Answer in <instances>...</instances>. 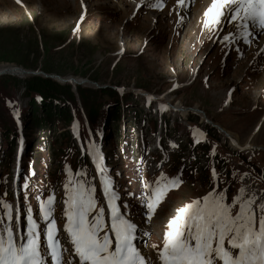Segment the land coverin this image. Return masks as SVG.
<instances>
[{
    "label": "rangeland",
    "instance_id": "374dc122",
    "mask_svg": "<svg viewBox=\"0 0 264 264\" xmlns=\"http://www.w3.org/2000/svg\"><path fill=\"white\" fill-rule=\"evenodd\" d=\"M202 2L159 0L162 6H150L155 0L137 7L131 0H0V71L34 72L0 74V127L9 130L6 135L0 130V200L12 206L13 231L17 210L20 232L28 215L44 231L40 205L53 196L50 218L58 236L67 235L60 227L66 222L64 185L70 181H90L93 214L101 207L106 212L90 149L110 167L124 216L138 225L137 245L152 264H158V250L177 210L213 189L231 203L243 187L244 198L255 197L252 207L259 217L257 205L264 204V28L240 17L229 22L224 9L214 24H206L208 7ZM258 29L263 30L252 33ZM49 75L84 83L75 86ZM54 81L62 86L54 111L71 109L69 95L99 104L92 130L82 106L71 123L58 119L46 131L32 116L26 118L30 90L47 92ZM136 90L165 96L183 110L169 111L170 105L148 101ZM120 104L124 107L116 112ZM193 107L254 147L235 149ZM21 143V161L14 162ZM158 178L160 184L172 178L179 183L167 189L149 217L146 201ZM4 212L0 207V218Z\"/></svg>",
    "mask_w": 264,
    "mask_h": 264
},
{
    "label": "snow or ice",
    "instance_id": "6c2138e0",
    "mask_svg": "<svg viewBox=\"0 0 264 264\" xmlns=\"http://www.w3.org/2000/svg\"><path fill=\"white\" fill-rule=\"evenodd\" d=\"M150 6L162 5L157 0ZM225 8L229 10V22L240 17L264 28V0H212L205 12V23L214 24ZM89 155L93 156L98 171L103 172L98 162L99 155L92 149ZM66 171L71 178V171L67 168ZM76 175L82 176L83 173L78 170ZM160 179L156 187L150 188L147 197L149 217L167 189L179 183L178 178H172L160 184ZM100 182L108 204L110 228H106L102 207L90 216L96 207L95 187L90 181H70L64 185V231L73 254V259L68 261L63 260L62 254L67 249L62 247L54 220L50 218L53 196L40 205L41 217L47 222L43 233L39 231L38 222L28 215L21 234L19 210L18 227L14 233L12 206L0 200V207L5 209L4 217L0 218L3 225L0 227V264H46L45 252L51 264H74V261H78V264H150L133 243L137 226L114 203L117 197L111 191L110 178L102 175ZM244 193L245 189L240 188L239 194L233 197L231 203H227L224 193H216L213 189L204 197L178 209L176 216L169 220L163 246L158 250L161 264H264V204L257 205L260 213L257 218L252 207L255 197L249 195L244 198ZM234 206H238L235 213L232 211Z\"/></svg>",
    "mask_w": 264,
    "mask_h": 264
},
{
    "label": "trees",
    "instance_id": "16d2710c",
    "mask_svg": "<svg viewBox=\"0 0 264 264\" xmlns=\"http://www.w3.org/2000/svg\"><path fill=\"white\" fill-rule=\"evenodd\" d=\"M51 81V80H48ZM55 83L53 84L52 82V86H50V90L47 92H42L39 90H35L32 89L30 90V93L28 96L31 99V108L28 109L29 111V115H27L26 118H28V116H32V121L35 124V126H37L39 129L46 131V128H49L50 124L55 123V121H57L59 119V121H64L66 124L71 123L75 117H74V112L75 113H79L81 112V106H82V110H84L86 117L89 121V125L91 128H94L92 121L94 120L95 117H97V115L99 114V104H97V102H90L88 100H82L81 103L80 101H78L75 96H65L68 100V102L70 103V105L72 106V109L68 108L66 110H59V111H54V109H56V103L57 101H60L59 97H60V93L58 92L59 88H62L61 85H59V83H57V81H54ZM68 88H70V85H68ZM33 92V93H32ZM42 92V93H40ZM111 94L114 96L115 92L111 91ZM116 96V95H115ZM116 98L118 100L117 103L119 102V96H116ZM39 103V104H38ZM101 105V104H100ZM123 104L118 105L117 109L115 110L116 112L123 109ZM115 112V113H116ZM24 113V111L22 112ZM25 116V114H21L20 113V119L22 122H24L26 120L23 119ZM71 121V122H70ZM16 121H14V124L12 126V129L15 130L14 132L17 133L16 129ZM1 133L3 134H7L8 133V129L4 128V127H0ZM14 132H10L11 135H9V137H11ZM9 148H11L9 146Z\"/></svg>",
    "mask_w": 264,
    "mask_h": 264
},
{
    "label": "bare ground",
    "instance_id": "6f19581e",
    "mask_svg": "<svg viewBox=\"0 0 264 264\" xmlns=\"http://www.w3.org/2000/svg\"><path fill=\"white\" fill-rule=\"evenodd\" d=\"M132 2H134L136 5H137V7H140V6H143V7H145V6H148V5H150V4H152L155 0H131ZM157 1V0H156ZM206 2H202L203 3V5H206L205 7H204V9H206V7H208V4H209V2H208V0H205ZM206 3H208V4H206ZM211 3H212V1H211ZM211 6V5H210ZM209 6V7H210ZM209 7L207 8V9H209ZM224 10H226V11H229L227 8H225ZM229 14V13H228ZM220 17H222V16H220ZM219 17V18H220ZM229 18H230V15H229ZM251 21V20H250ZM239 24L241 23V22H238ZM261 30H263V29H258L257 31L256 30H253V32L252 33H257V32H260ZM123 51V50H122ZM4 71H8L9 72V74H12V75H18V76H23V75H25V72H24V69H22V68H6V69H4V70H2V71H0V72H4ZM68 78V80H70V81H75V83H76V85H80V83H84L83 82V80L82 79H77V78H75V77H67ZM89 83V82H88ZM176 86V85H175ZM177 88V87H176ZM154 95V94H153ZM162 96V95H161ZM153 101L154 102H159V104H162V105H170L171 104V101L168 99V98H166L165 96H162V97H156V96H153ZM178 104V103H177ZM170 107V106H169ZM183 107L180 105V104H178V105H174L173 106V108L172 107H170L169 109V111H172V112H178L179 110H183L182 109ZM185 108V107H184ZM194 109L193 110H191L192 112H195L196 111V113L197 114H200L201 115V117L203 118V120H204V122L206 123V114L205 113H202L197 107H193ZM189 110H190V108H189ZM187 111V110H186ZM189 112V111H188ZM183 115H185V117H186V119L188 118V114L185 112V113H183ZM208 118V117H207ZM221 129H223L224 130V132H222V134L223 135H226L225 133H227L229 136H227L228 137V139L230 140V142H231V144L235 147V149L237 148L238 150H240V149H245V147H254L253 146V144H251L250 142H248V143H246V144H242L240 141H239V139H238V137L236 136V135H234V134H232V133H230L229 131H227V130H225L224 128H222L221 126H219ZM220 131V130H219ZM23 146V144L21 143L19 146ZM19 149V147L16 149V150H18ZM100 163V162H99ZM101 164V163H100ZM102 165V164H101ZM102 167H103V169H104V171L103 172H97L98 174H99V177L101 178V176L102 175H104V176H107V177H109L110 178V181L112 180V178H111V175L110 174H108L107 173V167L106 168H104V166L102 165ZM98 170V169H97ZM100 183V186L102 187V185H101V182H99ZM103 189V188H102ZM111 191L112 192H114V190L112 189V187H111ZM114 193H116V192H114ZM103 195H104V193H103ZM105 197V196H104ZM106 200V199H105ZM107 202V201H106ZM114 203H115V205L117 204V199L114 201ZM119 209V211H120V207L118 208ZM121 212V211H120ZM106 216H108L109 217V210H108V204H107V212H106ZM109 227H110V225H109ZM39 231L41 232V229H39ZM21 234L23 233V232H20ZM42 233V232H41ZM111 235V234H110ZM65 237H67V235H64ZM65 244L66 243H63V245L65 246ZM147 253V252H146Z\"/></svg>",
    "mask_w": 264,
    "mask_h": 264
},
{
    "label": "water",
    "instance_id": "95a60500",
    "mask_svg": "<svg viewBox=\"0 0 264 264\" xmlns=\"http://www.w3.org/2000/svg\"><path fill=\"white\" fill-rule=\"evenodd\" d=\"M24 72H25V74H34V72H31V71H26V70H24ZM4 73H9V72H8V71L0 72V74H4ZM49 77H51V78H53V79H57L58 81H61V82L64 81V82H71V83H73V84H76L75 81H74V82H73V81H70V80H68V78L62 79V78H60L59 76H52V75H49ZM80 84H82V83H80ZM201 112H202V111H201ZM206 120H207V122L210 123L212 126L218 128L220 131L224 132V130L221 129L218 125L214 124L212 121H210V120L207 119V118H206ZM225 134H226L227 136H229L227 133H225Z\"/></svg>",
    "mask_w": 264,
    "mask_h": 264
}]
</instances>
